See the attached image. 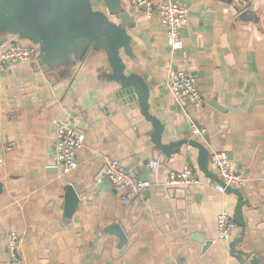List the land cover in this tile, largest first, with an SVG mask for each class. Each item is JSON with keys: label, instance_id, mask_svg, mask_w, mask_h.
I'll return each instance as SVG.
<instances>
[{"label": "crops", "instance_id": "crops-1", "mask_svg": "<svg viewBox=\"0 0 264 264\" xmlns=\"http://www.w3.org/2000/svg\"><path fill=\"white\" fill-rule=\"evenodd\" d=\"M123 1L134 22L128 27L133 55L123 51V59L128 73L149 85L150 111L164 125L162 141L198 140L187 113L206 126L203 143L209 151L227 150L243 178L244 226L237 220L230 239L219 236L218 213L227 208L236 218L238 195L215 187L198 166V147L163 153L138 101L108 78L106 53L91 49L66 73L39 59L0 72V264H11V231L20 233L24 264H246L253 255L264 264V0H178L189 8L178 50L169 46L157 11L149 16ZM173 66L197 77L201 108L173 97L167 85ZM63 123L85 138L79 165L68 173L55 165V133ZM8 141L16 143L11 150ZM104 155L154 185L125 204L124 189L102 177ZM187 163L199 168L200 183H164ZM209 168L215 172L210 161ZM68 184L79 193L71 215ZM117 224L124 243L112 229ZM241 235L236 247L242 256L231 247Z\"/></svg>", "mask_w": 264, "mask_h": 264}, {"label": "water", "instance_id": "water-1", "mask_svg": "<svg viewBox=\"0 0 264 264\" xmlns=\"http://www.w3.org/2000/svg\"><path fill=\"white\" fill-rule=\"evenodd\" d=\"M95 2L101 7H96ZM246 13L242 16L245 17ZM133 18L123 0H0V44L7 35L14 34L39 45L38 59L49 67H62L61 73L77 63L91 49H101L108 56L112 71L109 79L119 83L120 92L129 100H136L142 113L154 128L152 139L167 156L178 152L183 144L199 149L198 166L215 181H223L209 168V148L196 139L184 138L165 143L162 141L164 125L150 111L149 85L138 73L127 71L122 52L132 56L131 35L128 27ZM146 189L144 192H147ZM226 191L238 195L236 220L244 226L242 206L246 202L238 187L228 186ZM79 200V193L73 184L66 186V213L71 215ZM121 242L127 240L120 225H112ZM243 235L232 242L231 247L240 256L244 252L236 245ZM206 245L211 240H201ZM244 262H246L244 260ZM246 264H260V258L253 255Z\"/></svg>", "mask_w": 264, "mask_h": 264}, {"label": "built area", "instance_id": "built-area-1", "mask_svg": "<svg viewBox=\"0 0 264 264\" xmlns=\"http://www.w3.org/2000/svg\"><path fill=\"white\" fill-rule=\"evenodd\" d=\"M243 3L246 0H241ZM133 7L143 8L151 16L154 11L159 13L161 23L166 29L167 42L173 50L181 49L184 45L182 29L189 22V8L178 0H131ZM39 57V45L17 35H7L6 41L0 44V72L11 67L14 63L23 61H36ZM167 85L173 97L182 105H193L201 108L204 104V96L199 87L197 77L187 69L173 66L167 78ZM190 134L203 141L207 128L199 123L193 115L187 113ZM15 141L5 144L6 150L15 147ZM85 138L82 131L69 124H61L55 133V165L62 173H68L77 169L79 165L78 151L84 147ZM104 172L102 177L112 185L123 188V201L129 204L143 195L146 189L154 183L150 179L135 176L120 161L110 155H104ZM209 161L216 175L223 184L214 181L218 190L225 191L228 186L238 187L243 178L234 168V162L227 150L210 151ZM5 163L4 153H0V170ZM151 166L157 167L158 160H151ZM202 181L198 167L187 163L180 170H171L166 185H191ZM1 186V183H0ZM237 220L235 215L227 208L219 211L217 217L218 234L221 238L230 239ZM21 236L17 231H11L8 237V253L11 264H24L20 253Z\"/></svg>", "mask_w": 264, "mask_h": 264}, {"label": "trees", "instance_id": "trees-1", "mask_svg": "<svg viewBox=\"0 0 264 264\" xmlns=\"http://www.w3.org/2000/svg\"><path fill=\"white\" fill-rule=\"evenodd\" d=\"M18 36V35H17Z\"/></svg>", "mask_w": 264, "mask_h": 264}]
</instances>
